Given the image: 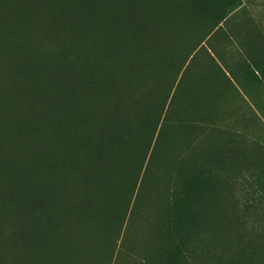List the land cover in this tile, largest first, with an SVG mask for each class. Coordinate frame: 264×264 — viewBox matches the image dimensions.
<instances>
[{
	"label": "rangeland",
	"instance_id": "1",
	"mask_svg": "<svg viewBox=\"0 0 264 264\" xmlns=\"http://www.w3.org/2000/svg\"><path fill=\"white\" fill-rule=\"evenodd\" d=\"M167 1L176 9L181 33L178 29L176 40L167 49L166 52H170L168 55L165 54L164 62L162 57L165 55H162L153 59L145 72L130 71L132 75L129 72L123 74L119 71L118 83L119 80L122 83L121 80L128 79L133 86L135 85L130 88V92L128 89L127 91L118 89L126 97L118 90L119 94H116V90L113 94L109 92L110 96L104 94L110 91L105 89L106 83L109 84L111 80L115 82L112 76L115 70L112 71L113 73L109 72V67L112 70L113 63H108L106 66L104 64V70H101L76 43L47 34L34 39L13 32L6 23L7 20L14 18L13 14H10L12 10H3L0 6V92L11 90L38 92L37 98H42L47 103L61 102L64 105L83 104V101L88 100L94 110L96 105L101 106H96V109L105 108L103 106L110 104L117 95L125 98L126 101L127 98L131 101L130 97L135 98V101L138 98L136 103H133L132 99L133 105H130L128 100L126 102L127 106L130 105L128 107L125 106L126 104H120L116 109L113 102L110 104V107L114 108L112 110H116L113 111L115 123L109 136L119 128L122 121L133 115L132 108L137 106L136 112L148 99L144 103V105L150 104L143 124L146 128L139 139L136 159L132 161L136 167V177L131 195L126 201V209L119 217V221L110 225L114 209L125 198L129 184L127 174L118 167L116 177L119 190L113 202L107 205L111 215L107 219L105 235L99 239L100 241L98 240L99 243L96 238V241L93 239L98 247L94 249L92 257L91 255L86 257L85 253L80 262L139 264L141 259L155 253L166 237V224L171 214L172 191L175 187L179 189L185 176L198 174L200 188L197 189L193 201V212L190 217L192 226L190 225L187 230L189 254L183 264H228L224 260L217 263L209 259L207 261L198 254L195 241L198 221L204 209L211 205L212 207L217 205L219 209L213 218L219 223L223 234L217 241L212 240L211 233L205 226V219L202 225L205 238L201 249L207 251L216 246L222 248L229 233L228 237L234 238L233 247L237 252L230 264H264V0H172L185 16L170 0ZM57 38L60 40L54 41ZM36 39L48 44L33 41ZM21 40L33 42L27 44ZM143 51L147 53L148 46ZM147 54L154 56L153 53ZM157 66L160 67L161 72L157 71ZM105 70H107L106 74L102 72ZM94 72L97 73V77L101 73L107 77L108 72L112 77H105L107 80L110 79L106 81L103 75L102 77L99 75V79H103L97 80ZM122 75H125L123 78L126 76L128 78L124 80ZM133 77L141 87L136 86ZM30 84L33 89H29ZM102 85L105 87L103 88ZM133 88L136 94H133ZM98 90L104 92V97L100 92V95L98 94ZM128 92L132 96H128L130 95ZM151 92L154 93L155 99L150 95ZM98 95L102 97L99 98ZM94 98L97 104H92ZM100 101L108 103L103 104ZM38 102L41 104L40 100ZM5 104L0 99V159L2 160L3 156H11L19 160L23 154V146L19 144L12 148V152L16 155H10L9 150L11 152V144L14 143H10L9 140L22 134L6 135V137L2 135L4 115L11 106ZM53 115L62 116L66 113L61 108H55L52 110ZM116 118L121 122L116 121ZM104 123H101L104 124L102 127L97 126L99 124L94 125L95 134L100 133L101 136L104 134V127L107 125L106 122ZM76 124L75 122V126ZM48 135L43 138L38 131H34L27 138L41 141ZM167 138L178 142L176 167L168 174L162 171L151 180L148 174L153 168L154 159L158 158L155 155L162 150V143ZM28 143L30 144L31 141ZM84 148L86 158L68 166H74L81 175H84L82 163L86 162V159L90 156L101 158L93 153L89 146ZM10 177L9 190H5L4 193H12L17 186L12 182L13 176ZM25 178L21 179L25 180ZM57 182L60 184L64 199L60 201L63 210L77 215L80 218L79 223L82 224L81 218L84 214L79 201L67 198L69 183L63 178L57 179ZM147 188L141 212L135 213L136 199ZM1 207L4 210L9 208ZM17 220L20 221V227L15 226ZM224 220L230 225V230H227ZM30 222L29 218L23 219L17 213L16 215L10 213L9 218H5L4 214L0 215V250L3 252V255H0L3 257L1 264H43L44 262V264L50 262L56 264L55 261L57 264H63V261L67 262L66 258L63 257L61 260L62 257L57 256L62 255L59 254L61 241L54 238L65 239L75 233L74 235L81 237L84 235V238L89 240L90 246L91 237L95 234L91 231H80V224L74 220L65 224L66 230L61 235L53 232L58 225L56 221L29 228ZM52 225L54 227L49 231ZM88 232L92 235L90 236ZM52 238L53 240L50 241ZM53 241H56L55 245ZM29 245L30 248L27 249ZM44 246L45 248L48 246L46 251L51 254L57 252L56 257L52 254L50 258V253H44ZM51 249L54 251H50ZM13 254L16 257L12 256ZM41 254L48 260L45 261ZM83 259L91 262L86 263L82 261Z\"/></svg>",
	"mask_w": 264,
	"mask_h": 264
},
{
	"label": "bare ground",
	"instance_id": "2",
	"mask_svg": "<svg viewBox=\"0 0 264 264\" xmlns=\"http://www.w3.org/2000/svg\"><path fill=\"white\" fill-rule=\"evenodd\" d=\"M0 6L3 10H5V9H7V10L11 9L12 10V12L10 14H13L14 18L11 20H7L6 23L13 32L25 34V35L30 36L31 38H34V39L41 36V35H44V34H47V35L53 36V37H58V38L61 37V35L64 37H65V35H67V36H69L68 37L69 39H70V37L74 38V35H75V37L77 34H79L78 37H80V35H81L83 37L82 41L84 40L86 43H89L91 47L93 45V49L95 47V51H96V49L98 50L97 54H100V56H101L100 58H102L101 60L104 59V62H109V64L116 62L113 64V66L111 65L112 68L114 67V69H115V74L113 73L114 70H110V67H109V72L111 71V73H113L112 76L115 79V83L113 82L114 80L113 81L111 80L112 83H114V85H113L114 90L113 89L112 90L113 91L116 90L115 91V92H117L116 94L121 93V91H119L118 89H122V91H124L123 89H126V91L128 89V91H129V90H131L130 88L135 86V85L133 86L128 79L125 80V78L127 76L125 78H123L125 75H122V79H124L125 81L121 80L122 83H120V80H119V83H118L117 82L119 79L118 75H120L119 71H122L123 74H125V72H129L133 75L132 72H134L136 70V68H139V66H140V68H139L140 73L142 72L144 67L146 68L145 71H147V67L153 62V59L160 58L162 55H165L167 53L166 52L167 49L176 40V37L178 34V29H179V33H181L179 16L176 12V9L167 0H0ZM61 39H62V37H61ZM76 39H77V37H76ZM73 41H74V39L72 40V43H73ZM76 41L74 43H76ZM82 41H81L80 45H82L83 47L85 45V47H86V43L83 45L84 42L82 43ZM77 42L79 44V40ZM78 44L76 43V45H78ZM87 46H89V45H87ZM146 46H148V52L147 53H150V54L153 53V55L155 57L150 56L143 51V49ZM75 47H77V46H75ZM88 48H90V47H87V49ZM77 49H78V47H77ZM79 49H81V48H79ZM87 49H86V51H87ZM90 49H92V48H90ZM90 49H89V51H91ZM93 49H92V51H93ZM86 51H84V52H86ZM95 51H93V52L95 55H97ZM87 53H88V51H87ZM89 54H91V53H89ZM94 54L92 53L91 55H94ZM96 57H98L99 63H98V61H96V62L93 61V62H95L94 64L98 63L97 65H99L100 64L99 56L97 55ZM86 65H88V64L86 63ZM101 65H102V62H101ZM102 66H104V64ZM105 66H106V64H105ZM141 66H143L142 69H141ZM99 68L101 70H104L103 67H102L103 69L101 67H99ZM105 69H107V68L105 67ZM95 71H98V70H95ZM100 71H98V72H100ZM106 71L107 70H105V72ZM130 71H132V72H130ZM102 72H104V71H102ZM109 72H108V74L110 75ZM95 73L96 72H94V74ZM104 73H101V75H103ZM108 74H107V77L111 78L112 76L111 75L109 76ZM99 75L100 74H98V77H97V73L95 74V76L97 77V80L99 79ZM103 77H104V75H103ZM105 77H104V79L106 81L110 80V79L107 80L106 79L107 77L106 78ZM102 79L100 78L99 80L102 81ZM132 80L135 81L136 79L134 78ZM116 82L118 84H116ZM135 82L137 84V81H135ZM139 82L141 83V81H139ZM103 83H101V84H103ZM97 84H99V83H97ZM106 84L108 87V83H106ZM115 85L117 87H115ZM142 85H143L142 89H144L145 88L144 84H142ZM102 86H103V88L105 87V85H102ZM136 86L141 87V85H139V84H137ZM97 87H99V86H97ZM109 87H110L109 89L108 88L106 89V87H105V89L107 91L110 90V92H111L112 87L111 86H109ZM105 89H103V90H105ZM139 89H138V92H139ZM99 90H98V94L100 92ZM117 90L119 91V93ZM138 92H137V94H138ZM100 93L103 95L104 92L103 93L100 92ZM123 93H125V92H123ZM131 93H132V91H131ZM104 94H108L110 96L109 91H108V93L105 92ZM133 94H136V92H134V88H133ZM99 95H98V97H99ZM102 95H101V97H102ZM122 95L124 96V94H122ZM125 95H126V93H125ZM128 96H132V94H130ZM101 97H99V98H101ZM103 97H104V95H103ZM120 97L116 96L118 101L121 99ZM124 97H126V96H124ZM95 98H94V102L92 101V104L95 103V101H96ZM114 98H115V96H114ZM118 98H120V99H118ZM130 98H131V101L129 98H127V101L129 100L131 103L135 98L134 99H133V97H130ZM111 99H113L112 95H111ZM99 100H97V101H99ZM103 100H107V99L103 98ZM117 100H112V101L115 102ZM137 100H138V98H137ZM137 100L136 101L134 100L133 103H136ZM101 101H100V103H103ZM112 101H110V104L112 103ZM125 101H126L125 98H123V102L119 101V103L120 104L121 103L126 104L125 106H127V103H126L127 101L126 102ZM107 103L108 102H106L105 104H107ZM95 104H97V102ZM103 104H101V105H103ZM108 104L106 106H108ZM120 104H119V106H120ZM130 105H133V104L131 103ZM130 105H128V106H130ZM96 106L101 107L100 105H96ZM96 106H94L95 111L100 109V108L96 109ZM114 107H116V105ZM107 108H110L109 110L112 112L117 109L116 108L115 110H111V108H113V107H107ZM107 108H103V110L107 109ZM123 108L124 107H121V109H123ZM103 110L100 112H103ZM130 110H131V108H130ZM130 110H128V111L130 112ZM89 112H90V110H89ZM96 113L94 112V115ZM105 113H103V114L105 115ZM110 113L111 112H109V114H108V112H107L108 116L110 115ZM135 114H136V112H135ZM111 115H114V117H115L114 112ZM111 115H110V117L112 118L113 116H111ZM129 116H132V115H129ZM135 116L137 117V115H135ZM55 117H57V119H58L57 121H59L56 124L58 127L57 126L55 127V129L58 128V130H56V132H54V133L50 132L46 139H42L41 141H37L34 139L25 138L22 135H20V136L14 138L12 140H9L10 143H14V145L11 144V152L9 150V154L10 155H16L15 153L12 152V148L17 147L19 144H22V146H23V154L19 160H15V159L11 158V156L5 157L2 155L3 156L2 161L4 163L0 165V169H1L0 172L3 171L4 174L9 175L10 171H12L15 168V166H17L16 167L17 172L14 169V171L11 174L13 176V174L15 175L14 172L18 173V176L20 179L25 178V176H30L29 174L30 173L32 174V172H34V173H38L41 175L42 174L43 175L48 174L49 178L51 176L54 179V180H52V183L57 181V179L59 180L61 178H63L64 180H66L69 183L70 190L67 193V198H68V200L79 201V203H80L79 205H80V207L83 211V214H84V217L81 218L82 224L79 223L80 224L79 230L83 231V232H85V231L90 232L91 231L93 234L94 233L95 234L93 237H91L92 241H90V246H89V240L88 239L86 240L84 238V235H82V233H81V235L83 237H81L79 235L78 236L74 235L75 233H73L72 235H74V236L70 235V236H67L65 239L64 238L60 239V238L56 237V238H54V240L59 239L61 241V243H60L61 250L58 249V251L60 250V253L59 252L58 253L62 254V255H57L58 258L62 257L61 260H63V257H64V258H66L67 262H69L70 264H81V263L83 264L84 262H80V261L84 257V254L86 253V255H85L86 257H88V255L94 254L96 248L98 247V244L95 242L96 239H97V242L99 243V241H100L99 239H102L103 236L105 235L106 228H107L106 227L107 226V219H109L110 215H111L110 214L111 212L108 211L107 205L109 203L113 202V200L117 196V192L119 190V184L117 182V177H116L117 169L119 166V165L117 166V163H119V162H113V161L109 162L108 159H106L107 160L106 161L103 158L98 159L96 156H90L88 159H86V162L82 163V169H83L84 175L79 174L76 171V168L74 166L68 167L69 165L73 164L74 162H76L80 159H85L86 158V150L83 146H79L78 143L75 144L74 142L76 140L73 141V139H74L73 137L74 136L76 137V135L79 132L77 133L75 130H73V132L75 131L77 133V134L74 133V135L70 132L73 135L72 137L70 136V133H69L70 129L75 128L74 126H75L76 119H75V121L71 120L69 118V114L62 115V116H55ZM55 117H54V119H56ZM92 117H90V118H92ZM110 117H107V118L109 119ZM100 118H102V117H100ZM128 118H130V117H128ZM94 119L95 120H93V121H94V123H96L95 121H97L98 119L97 118H94ZM131 119L134 121L133 124H135L136 123L135 121H139L142 118L137 119V120H134L135 118L134 119L130 118V120ZM50 120H49V123H50ZM90 120L88 119V121H90ZM101 120H99V121H101ZM118 120L119 119L116 118V121H118ZM105 121H107V120L104 119V122ZM131 121L128 122L127 125L129 123H131ZM101 122H103V121H101ZM101 122L100 123L97 122V124H99V125H97V124L96 125L100 126ZM108 122H110V121H108ZM119 122H121V121L119 120ZM114 123L115 122H113V124ZM53 124L51 125V127L49 126L52 129L54 128ZM104 124H102V125H104ZM133 124H131V125L133 126ZM72 125H73V128L72 127L70 128V126H72ZM102 125H101V127H102ZM107 125H105V126L108 127ZM111 126H112V124H111ZM116 126H115V128H116ZM135 126H133V128L136 129ZM139 126L141 127L140 123H139ZM139 126H137V128ZM120 127L118 129L116 128V130H119ZM110 128L112 130L113 127H109L108 129H110ZM124 128H125V125H124ZM135 129L132 131L130 130V132H134ZM105 130H107V128ZM113 130L115 131V129H113ZM124 130L126 132L128 130V132H129L128 128H127V130L126 129H124ZM51 131L53 132V130H51ZM122 131H123V129H122ZM121 133L123 134V132H121ZM117 134H120V133H117ZM28 141H31V143L29 144ZM41 175H40V177H41ZM16 176L17 175H15L14 178H16ZM10 178L11 177H9V179ZM31 178L34 179L33 175L31 176ZM31 178H30V181H33V180H31ZM49 178L47 179L48 182H49ZM52 178H50V180ZM35 179H36V177H35ZM41 179H40V181H41ZM20 181L22 183L23 179H21ZM43 181L44 180H42L41 182L43 183ZM46 181H44L45 184L48 183ZM14 182H15V180H14ZM26 182H27V180H26ZM23 183H25V182H23ZM30 183L32 184V182H30ZM34 183H37V180ZM16 184H17V186L15 187V189L12 193H4V192L1 193L0 192L1 193L0 194V215L5 214V211L8 210V208H6V210H4L3 207H1V206L9 207L7 201H11L13 199V202H15L14 201L15 197H18L17 191L20 192V190H17V188H18L20 183L18 182ZM52 185L54 186V183ZM55 186H56V183H55ZM38 187L40 189L42 186L40 187V185H39ZM47 187H49V185ZM47 187H46V189H48ZM51 188H49V190ZM19 189H20V187H19ZM36 189H37V187H36ZM41 189H42V194H43V191L46 189H45V187H44V190H43V188H41ZM49 190L46 191L47 194H49L48 193ZM57 191H58V189H57ZM25 192H26V190H25ZM46 192H45V194H46ZM49 192H51V191H49ZM52 192H54V194H55V190L52 189ZM42 194H41V196H42ZM23 195L25 196V194H22L21 196H23ZM57 195L59 196V194H57ZM48 196H50V195H48ZM58 196H56V197H58ZM39 197H40V195H39ZM50 197H52V196H50ZM20 198L22 199V197H20ZM35 198H37V197L35 196ZM17 199L19 200V198H17ZM29 199H30V196H29ZM29 199H26V202H28ZM36 200L37 201H35V204L38 205L37 202L40 201L41 199L38 200V198H37ZM60 201H64L62 195H60ZM16 202L20 203L17 200H16ZM31 202L32 201H30V203ZM9 203H11V202H9ZM48 203L51 205L50 202H48ZM22 204H24V203H22ZM60 204H62V203H60ZM10 205H13V203ZM50 205H48V206H50ZM52 205H51V207H52ZM43 206H46V205H43ZM51 207H49V208H51ZM105 208H107V211ZM1 209H3V210H1ZM205 226H207V230L210 231L212 240L217 241L218 237L222 236L223 232L220 231V225L216 221V219H214V218L206 219ZM79 230H77V231H79ZM89 232H88V234H90ZM218 232H220L221 234H217ZM79 234H80V232H79ZM91 235L92 234H90V236ZM90 236H89V239H90ZM93 239H95V241H93ZM52 240H53V238L50 241H52ZM87 242H88V245H87ZM55 243H56V241L54 242V245H55ZM58 244H59V242H57L56 245H58ZM94 244H95V246H94ZM50 246H52V245H50ZM50 246H49V248H51ZM47 247L48 246H46V248H45V246H44V248H45L44 253L48 252V251H46ZM57 247L59 248V245ZM2 248H3V246H2ZM8 250H10V249H8ZM42 250H43V248H42ZM55 250L57 251L56 247H55ZM50 251H54V249L53 250L51 249ZM1 252L2 251L0 250V255L2 256L3 252L2 253ZM14 253H15V251H14ZM48 253H50V252H48ZM52 254H51L50 258H52ZM56 254H57V252H56ZM56 254L54 255V257H56ZM1 256H0V264L3 262L2 261L3 257H1ZM5 256L6 255L4 253V257ZM12 256H15V255L13 254ZM42 257H43V255H42ZM91 257H92V255H91ZM12 258L13 257H11V260H12ZM38 258H39V255H38ZM48 258H49V255H48ZM58 258H56V260ZM6 259L7 258L5 257L4 260H6ZM40 259L41 258H39V260ZM45 259L46 258H44V260ZM85 259H83L82 261H86ZM44 260H43V262H44ZM47 260L48 259H46L45 261H47ZM87 261H88V259H87ZM87 261H86V263H87ZM13 262H15V260ZM27 262H29V260ZM43 262H39V263H43ZM63 262H61V263H63V264L67 263V262L65 263V261H63ZM51 263L52 262H50V264ZM55 263L57 264L56 261H55Z\"/></svg>",
	"mask_w": 264,
	"mask_h": 264
},
{
	"label": "trees",
	"instance_id": "3",
	"mask_svg": "<svg viewBox=\"0 0 264 264\" xmlns=\"http://www.w3.org/2000/svg\"><path fill=\"white\" fill-rule=\"evenodd\" d=\"M170 1L177 7L175 2H173L172 0H170ZM178 9L182 13V10L180 8H178ZM182 15L185 16L183 13H182ZM78 35L79 34L76 35L77 39H76L75 35H74V38L70 37V39L68 38L69 36H67V35H65V37L61 35V37H62L61 40H69L72 42V40L74 39L73 43L76 40L77 41L79 40V44L77 41H76V43L78 45H80L83 37L81 35H80V37H78ZM61 37H59V38H61ZM33 41H39L40 44H48V43L43 42L41 39H36ZM33 41H30V42L22 41V42L29 44V43H32ZM52 41L53 40H51V42ZM54 41H58V38L55 39ZM51 42H49V43H51ZM82 43L84 45L86 42L83 40ZM87 45H89V46H87ZM84 47H85V45H84ZM84 47L82 45H80V48L83 51H86L87 47H90L93 49V45L91 47L89 43H86V47L85 48ZM90 48L87 49L88 53H87V51L85 53L88 55V57L90 58V60L93 64L96 61H98V57H96V56L97 55L99 56L100 64L97 65L99 63V61H98V63L94 64L95 66H97V67L99 66L102 68V67H104V66H102L103 64L109 63V62H104V59L101 60L102 58H100L101 57L100 54H97V51H98L97 49H96V51L93 50L97 54V55H95L94 52L92 51V49H90ZM89 49L92 52L89 51ZM169 52L170 51H168L166 53V55H168ZM89 53H91V54L93 53L94 55H91ZM166 55L164 57H162V62L165 61ZM93 61H95V62H93ZM101 62H102V65H101ZM162 62H161V64H162ZM114 63H116V62H113V64ZM139 68H140V66H139ZM139 68H136V72H137V70H139ZM142 68H143V66H141V69ZM145 69L146 68L144 67L143 68L144 71L142 70V72H145ZM112 70H115L114 67L112 68ZM157 71L161 72V69L158 66H157ZM157 77H159V76H157ZM112 81H110L111 83L109 82L110 85L108 84V87L106 86V89L107 88L109 89L110 88L109 86L112 87L111 92L109 91L110 94L113 92L112 89H113V85L115 83L114 81H113L114 83H112ZM29 89H33V86L31 84L29 85ZM154 93H156V91ZM154 93L151 92L150 95L153 97ZM37 94H38V92L26 91V90H18L17 92H16V90H11L8 92H0L1 101H4L6 103L5 105H11L10 109L6 110V114L4 115L5 119H4V127H3L2 135L6 137V135L13 136L16 134H22L25 136V138H27L28 136L31 135V132L38 131L41 134V136L44 138L50 132L51 133L56 132V130H58V128L55 129V127L57 126L56 124L59 121H57L58 120L57 117H55L54 115L52 116V110L55 108H61L66 114H69V116L72 120L75 121V119H76L75 122L77 124H76V126H74L75 128L70 129L71 127L73 128V125H72L69 128L70 131L68 130L69 133L71 132L73 135H74V133L79 132L78 134L76 133L77 135L75 134L76 137L75 136L73 137L74 138L73 141L76 140L74 143L75 144L78 143L79 146H83V147L89 146V148L93 151V153H95L96 155L100 156L101 158H103L105 160L108 159L109 162H111V161L119 162V163H117V166L119 165L118 167L122 171H124L128 176L129 184H128V189H127V194H126L125 198L114 209V212H113L112 217H111V222H110V225H113L117 220L119 221V217L122 215V213L126 209V207H125L126 201L129 198V196L131 195V188H132V185L134 184V181H135L136 167L132 161L134 159H136L135 155L139 151L138 150L139 139H140V136L142 134V131L146 128L143 126V124H144V120H145V114L148 111L147 108L150 106V104L147 103L144 105V103L148 99L143 103L142 108L140 107L139 109L136 110V114H135V109L137 108V106L132 108V111L134 113L130 118H133V119L135 118L134 120L142 118L141 120L135 121L136 122L135 124H133L134 121L132 119H131L132 120L131 121L130 118L127 119L126 121H122L120 124V126L122 128L119 126L120 129L116 130V132L112 133L111 136H109V132L111 131V128L110 129H108V128L113 127V122H115L114 118L112 117L113 118L112 119L110 117V115L112 114V111L109 110L110 108H107V107H110V105L109 106L104 105V107L106 106L105 108H107L105 110L108 112V114H109V112H111L110 115L108 116L107 112L103 109L97 110L98 112L96 113V111L93 110L94 108L91 107V104L88 102V100L83 101V104H78V105L77 104H75V105H71V104L66 105L65 104L64 105V103H61V102H59V103L58 102L47 103L44 99L37 98L36 97ZM117 97H120V96L117 95ZM120 98H118V99H120ZM121 99L119 101L123 102V98H121ZM38 100L41 101V104H39ZM114 100H117V98L115 97ZM117 101H115V102L112 101V102L114 103V106L117 105L116 108L117 107L119 108L120 103H119V101L118 102ZM121 104H123V103H121ZM89 110H90V112H89ZM102 110H103V112H100ZM111 110H112V108H111ZM94 112L96 113L95 115H94ZM103 113H105V115L107 114L106 116L110 117L112 120L110 118L108 119ZM91 115L92 116L94 115V118L98 119L97 121H95L96 123H94L93 120H95V119ZM135 115H137L138 118ZM54 117L56 119H54ZM90 117H92L93 119ZM100 117H102V118H100ZM103 118L107 120V121H105L106 123L108 121H110V122H108L109 124L107 123L108 124L107 125L108 131L105 130L106 129V127H105L104 128V134L101 136L100 133H98V134L94 133V125L97 124V122L98 123H100L101 121L104 122ZM88 119L89 120L91 119L92 121L91 120L88 121ZM49 120H50V123H49ZM99 120H101V121H99ZM130 121H131V123H129L127 125V123ZM103 122H101V123H103ZM139 123H140L141 127L139 126ZM52 124L54 126L53 129L50 128ZM111 124H112V126H111ZM123 124L125 125V128H124ZM131 124H133V126L136 125L135 126L136 129L133 128V126ZM137 126H139V127L137 128ZM127 128L129 129V132H128ZM122 129H123V131H122ZM124 129H126L127 132ZM134 129L136 131V132L134 131L135 133L130 132V130L132 131ZM51 130H53V132ZM73 130H75L76 132L75 131L73 132ZM121 132H123V134ZM71 133H70V136L72 137L73 135ZM117 133H120V134H117ZM177 151H178V142H175L173 139L167 138L162 143V150L158 151L157 154L155 155V157H158V158L154 157L155 159L153 162V168L151 169V172H149V174H148L149 177L151 176V180L156 175L161 174L162 171H164L165 173L168 174L171 170H173L176 167V152ZM3 163L4 162L0 159V165ZM16 167L17 166H15L14 169L17 172ZM14 169L12 171H10V173H9L10 176L12 175L11 173L14 171ZM0 171H1V169H0ZM16 172H14V173L17 176H16V178H14L15 175L13 174L12 182H14V180H15L16 183L19 182L21 184V185L19 184V186L17 188V190H20V192L17 191L18 197H15V199H14L15 202H13V199L11 201H7L9 208L11 207V209L8 208V210L5 211V214H4L5 218H9L10 213L13 215H16V213H17L23 219H26V217H27L31 220V222H30L31 227H29V228H32L34 226H39V225L40 226L47 225L50 221H51V223H52V221H56V224H58V225H57V228L55 230H53V232H54V234L58 233V235H61L66 230L65 224H67L68 221L74 220V221H77L79 224L80 218L77 215H73L71 213L65 212L63 210L61 204H60L61 191H60L59 182H57V181L53 182L54 186L56 183L57 187L55 186L56 187L55 188L52 185L53 184L52 180H54V179L51 176H50V178H52V179L50 180L48 174L47 175H45V174L41 175V174L33 172L32 174L31 173L29 174L30 176H27L25 178V180L22 181V183L25 182V183H23L24 184L23 185L20 181L21 179L19 178L18 173H16ZM9 175L4 174L3 171L0 172V192L1 193H3L5 190H9L8 189V182L10 180V179H8L10 177ZM32 175H33L34 179L31 178ZM40 175H41V177H40ZM43 176L44 177L46 176V177L44 178ZM35 177H36V179H35ZM30 178L33 181H30ZM48 178H49V182L47 180ZM40 179H41V181L47 180L46 182H48V183L45 184L44 181L42 183L40 181ZM26 180H27V182H26ZM34 180L35 181L37 180V183H34L35 182ZM30 182H32V184ZM36 184L38 186L40 185V187L42 186L41 188H43V190H44V187H45V189L48 185H49V187H47L48 189L44 190L43 194H42V189L41 188L39 189V187ZM19 187H20V189H19ZM36 187H37V189H36ZM49 188H51V189L49 190ZM199 188L200 187L198 185V174H196L194 176L193 175L185 176L183 178L180 186H179V189L177 187L174 188V190L172 191V194H171V203H170L171 214H170L169 219H168L167 224H166L165 240H164L162 246L155 253H153L152 255L150 254V255L146 256L144 259H141L139 261V264H183L187 261L188 254H189L188 253L189 234H188L187 230H188L190 225L192 226V221L190 220V217H191L192 212H193L192 211L193 201H194L195 196L197 194V189H199ZM52 189L55 190V194H54V192H52ZM57 189H58V191H57ZM25 190H26V192H25ZM47 190L51 191L53 194L49 191H48L49 194H47V192H46ZM147 190H148V188L144 192H142L141 194L138 195L136 202H135V205H134V212L135 213L141 212V205H142V203L146 197ZM45 192H46V194H45ZM21 193L25 194V196L24 195L21 196L22 195ZM56 193L59 194V196ZM41 194H42V196H41ZM39 195L41 198L39 197ZM48 195H50L52 197H50ZM53 195L54 196L56 195L58 197H56V196L54 197ZM29 196H30L31 200L29 199ZM35 196L38 198V200L41 199L40 201L37 202L38 205L35 204V201H37L36 200L37 198H35ZM20 197H22V199ZM17 198H19V200ZM26 199H29V201L27 200L28 202H26ZM16 200L19 201L20 203L16 202ZM30 201H32V202L34 201V202L30 203ZM9 202H11V203H9ZM48 202H50L51 205L53 204L52 207ZM12 203H13V205H10ZM22 203H24V204H22ZM42 204L46 205V206H43ZM48 205H50V206H48ZM49 207H51L52 209ZM218 210L219 209H218L217 205L213 206V207L211 205L209 208L204 209V211L202 212V214L199 218V221H198V233L195 234V236H196L195 241H196V245H197L198 254L201 257L205 258L207 261L209 259L211 262L217 263L219 261L224 260V262L230 264L232 262V260L235 258V256L237 255V252L235 251V249L233 247L234 238L228 237L229 233H227V235H226L225 242H224L225 246H223L222 248H220V246H216L213 249L207 250V251H204L201 249L203 239L205 238V233H204V230L202 227L203 222L205 219H212L215 215H217ZM224 224L227 227V230L231 229L230 225H228V223L225 220H224ZM15 226L20 227V221L19 220L15 221ZM25 226H27V225L25 224ZM53 227L54 226L52 225L49 228V231H51ZM41 232H43V231H41ZM200 233H201V236H200ZM39 234H41V233H39ZM39 234H37V236ZM28 244L29 243H26V245H28ZM26 248L27 249L30 248V245Z\"/></svg>",
	"mask_w": 264,
	"mask_h": 264
}]
</instances>
